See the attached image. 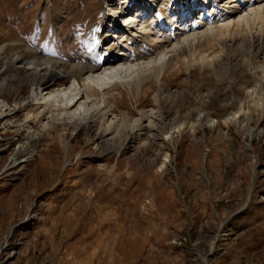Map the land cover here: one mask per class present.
<instances>
[{
  "label": "rangeland",
  "instance_id": "obj_1",
  "mask_svg": "<svg viewBox=\"0 0 264 264\" xmlns=\"http://www.w3.org/2000/svg\"><path fill=\"white\" fill-rule=\"evenodd\" d=\"M106 2L0 0V60L20 52L25 62H99L111 40ZM263 53L250 65L229 50L215 69L184 68L164 83L159 104L154 85L116 95L120 114L156 109L160 127L113 146L91 116L54 122L26 145L36 95L63 83L26 82L23 71L17 81L7 70L0 101L17 117L0 122V264H264V107L255 106L264 99ZM69 71L64 84L76 75Z\"/></svg>",
  "mask_w": 264,
  "mask_h": 264
},
{
  "label": "bare ground",
  "instance_id": "obj_2",
  "mask_svg": "<svg viewBox=\"0 0 264 264\" xmlns=\"http://www.w3.org/2000/svg\"><path fill=\"white\" fill-rule=\"evenodd\" d=\"M106 5L104 12L110 20L105 24L104 38L111 40L105 45L106 49L100 47L105 57L99 62L86 65L71 58L72 65L68 66L55 58L40 56L25 62L20 52L11 59L0 60V78L14 68L17 81L23 71L26 82H35L38 76L44 75L52 82L63 83L44 89L48 92L40 100L36 95L38 109H29L22 132L26 145L39 144L43 131L51 130L54 122L76 126L77 121L82 117L90 118L88 116L93 121L97 119L91 123L100 127L105 146L122 143L128 135L134 136L137 132L143 139L159 130L157 110L141 111L138 118L122 115L116 95L123 97L125 92L133 95L154 85L159 88L155 95L159 104L160 95L166 92L164 83L169 77H178L184 68L200 65L215 69L229 50L243 53L250 65L255 56L264 52V0H109ZM94 7L92 5V10ZM86 16L89 20L94 18L92 13ZM5 51L0 47V56ZM69 70L76 75L70 76L69 83L64 84L61 73L71 75ZM9 84L3 81L0 87ZM54 94L59 100L48 101ZM8 105L5 99L0 101V122L6 125L17 117L9 116ZM255 106L264 107V99ZM238 118L236 113L227 121ZM175 129L179 134L185 124Z\"/></svg>",
  "mask_w": 264,
  "mask_h": 264
},
{
  "label": "built area",
  "instance_id": "obj_3",
  "mask_svg": "<svg viewBox=\"0 0 264 264\" xmlns=\"http://www.w3.org/2000/svg\"><path fill=\"white\" fill-rule=\"evenodd\" d=\"M186 240V239H185ZM180 244H182V242H180Z\"/></svg>",
  "mask_w": 264,
  "mask_h": 264
}]
</instances>
